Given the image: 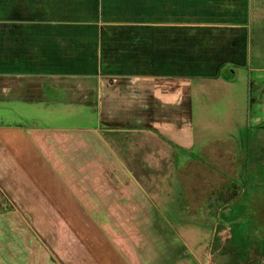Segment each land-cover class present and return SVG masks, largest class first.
I'll use <instances>...</instances> for the list:
<instances>
[{
	"label": "crops",
	"instance_id": "1",
	"mask_svg": "<svg viewBox=\"0 0 264 264\" xmlns=\"http://www.w3.org/2000/svg\"><path fill=\"white\" fill-rule=\"evenodd\" d=\"M1 4V10L11 14L0 21V46L6 51L26 48L28 43L24 41L23 31L19 30L24 26L82 24L94 27H136L148 33L159 29L221 27L226 22L219 18L232 15L235 20H241L226 25L236 31L237 36L222 43L223 50L212 47L211 41L208 46H201V37L182 40L180 36L173 34L175 31H170L172 36L163 38V44L166 43L167 46L152 53L160 52L164 59L178 56L181 60H197V53H200L203 68L209 70L207 76L216 79H219L220 70L226 65V61L219 62L216 55L219 57L226 53L230 56V62L237 64L242 63L244 54L248 56L250 53L249 33L246 29H250L252 25L251 0H16L10 4L3 0ZM259 20L264 23V18ZM159 38L160 36H150L142 39L147 53L150 51V44L156 43L155 40ZM140 47L137 42L135 52ZM207 55L210 62L206 59ZM180 73L182 72L169 70L168 76L163 72V77H177ZM54 74L49 77L55 83L64 75ZM5 75L11 77L9 73L5 72ZM24 75L29 76L27 78L34 85L38 80L42 83L40 78L43 74L38 70H20L14 74L21 79H24ZM185 75L183 73L179 79ZM147 76L152 77V74ZM168 78L163 79L162 86L145 83L143 86L133 84L122 89L119 83H108L114 87L110 89L114 92L113 97H107L100 84L94 87L98 115H102V122L107 127L97 121L95 128L81 130L78 135L66 138L65 148L51 140L53 133H50L51 138L48 139L41 135L32 138V142L24 138L21 143H17L16 134L19 133L0 129V186L7 190L10 203L17 205V211L14 212L19 214L12 213L11 216H19L39 241L34 243L37 246V264H203L197 255L201 253L199 241L207 232L198 228V224L185 221L187 206L190 207L187 211L190 220L194 219L192 214H196L202 206L193 211L191 205L194 202L191 203L188 198L185 201H174L165 192L167 186L162 185L166 174L161 178L155 176L160 169L154 167L152 159L169 148V145L159 143L163 136H159L155 126L164 130L165 126L174 124L179 141L186 139L189 133L182 126L188 122L184 111H177L173 118H154L155 110L161 111L165 104H170L168 107L180 105L178 92L181 84L169 87L164 83L172 85ZM13 81L20 82L16 78ZM259 85L255 82L254 86L249 87L254 89L255 95L248 88L250 109L256 115L252 116V122L258 125L264 124V86ZM169 91L177 92L178 98L173 95L175 100H167V96H164L166 99H158L159 94L167 95ZM146 102L150 108L145 107ZM135 118H138V122ZM7 138L13 139L15 143H8ZM153 147H159L158 151H154ZM231 154V160L226 151L215 154L223 156L220 159L222 165L217 158L216 164L224 171L231 170V176L228 178L227 173V177L211 175V182H217L218 186L227 184L228 189L222 191V197L218 192H213L207 199V205L209 208L210 204L216 207L214 211L217 216L225 212L228 215L209 224L208 233L213 235L214 231V237L211 240V259L208 264H213V253L226 250L230 253L228 257L231 261L235 260L237 264H264V256H261L264 250V210L258 208L260 212L256 217L260 224L255 239L257 244L244 250L237 243L235 220L238 218H229L230 207L246 193L245 188L248 186L244 182L249 180V174L245 173L250 171L249 165L242 164L246 159L245 152L240 154V161L238 154ZM258 157L253 161L257 163L253 170L258 175L263 174L258 185H254L257 192L264 189V161L259 155ZM241 164L247 169L245 173V169L242 171V176L237 171V166ZM161 171L163 172L158 173H166L167 168ZM239 178L244 184L236 183ZM155 179L161 181L153 183ZM214 187L213 183V189ZM170 213L178 214L173 218ZM245 213L241 212L242 220L246 218ZM169 219L185 223L172 224ZM219 224L226 225V229L218 230ZM214 225L216 228L213 230ZM233 236H236L235 243L232 241ZM186 240L192 243L189 244ZM31 246L22 247L25 254H19L22 260H18L16 264H33V254L29 249ZM48 246L49 259L43 255Z\"/></svg>",
	"mask_w": 264,
	"mask_h": 264
},
{
	"label": "rangeland",
	"instance_id": "2",
	"mask_svg": "<svg viewBox=\"0 0 264 264\" xmlns=\"http://www.w3.org/2000/svg\"><path fill=\"white\" fill-rule=\"evenodd\" d=\"M2 1L0 0V4ZM5 1L8 4L16 2V0ZM1 7L0 21L11 15L10 12L1 10ZM250 14L252 25L250 29H246L249 33L250 53L247 54L248 56L244 54L241 59L242 63L237 64L231 63L230 56L226 53L219 57L216 55L219 62L226 61V65L220 70L219 79L207 76L209 70L206 68V64L204 65L206 69L203 68V61L199 57L200 53H197V60H181L178 56L173 59H164L160 52L156 54L152 51L167 46L166 43L163 44V38L172 36L170 31H175L173 34L180 36L182 40L201 37L203 38L201 46H208L211 41L212 47H219V50H223L221 44L237 36V32L227 25L239 22L241 19L235 20L232 15L219 18L227 24H221V27L159 29L150 30L148 33L146 32L147 34L144 33V29L136 27H94L82 24H68L67 26L53 24V26L19 28L23 31L24 41L28 43L24 50L14 49L12 52L6 51L0 46V129L19 133L21 136L16 134L17 143H21L24 138L28 142H32V138L41 135L48 139L51 138L50 133H53L51 140L65 148L66 138L78 135L81 130L95 128L97 121L102 126H106L103 124L104 121L102 122V115H98V102L94 87L100 84L104 94L107 97L108 95L113 97L114 92L110 89H114V87L108 83H119L122 89L133 84L143 86L145 83L161 84L160 86H162L163 79L168 78L163 77V72H165V76H168L169 70L171 72L180 71L181 75L186 73L180 79L181 75L177 77L170 75L168 81L172 85L164 81L169 87L176 83L181 84L180 92H178L180 105L168 107L170 104H165L161 111L155 110L154 118H173L177 111L180 113L184 111L188 122L182 126L187 128L189 133L186 135V139L179 141V134H177L176 126L173 123H168L173 125L165 126L164 130H161L160 126H155L159 136H163V139L160 137L159 143L169 145V148L164 149L160 155H155L152 159L154 167L160 169V171H156L155 176L161 178L166 174L162 185L167 186L165 192L168 196L173 197L174 201H185L188 198L191 203L194 202L191 205L193 211L202 206L196 214H192L194 219L190 220L187 216L190 207L186 205L185 221L198 224L200 226L198 228L207 232L199 241L201 253L197 255V258L202 259L201 263L206 264L207 262L208 264L211 259L213 230L216 228L215 225L212 226L213 235L209 234V224L228 215L225 212V214L217 216V212L214 211L216 207L210 204L209 208L207 205V199L213 192H218V195L222 197V191L228 189L227 184L218 186L217 182L213 180L211 182V175L218 177L226 175L227 177L228 174V178L231 176V170L224 171L216 164L215 158L222 165L220 159L223 156H215V154L226 151L231 160L233 158L231 153H236L240 161V154L245 152L246 159L245 162L242 161V164L249 165L250 171L246 172L247 169L242 164L237 166V168L239 167L237 171L240 176L243 175L244 169V173L249 174V180L244 182L248 187L245 188L246 193L243 198L241 197L237 203L230 207L229 218H238L235 220L238 245L243 250L251 248L257 244H255V239L258 234L257 228L260 227L259 220L256 218L257 213L260 212L258 208L264 210V189L257 192V187L254 188L259 179L262 180L263 173L258 175L253 170V166H257V163L253 161L257 159L258 155L264 161V124L258 125L252 122V116L256 115L251 112L248 95L250 89L254 95L256 94L253 88H249L254 86L255 82L257 85L260 84L259 86H264V26H261L264 23H261L262 19L259 20V18H264V0H251ZM244 35L246 36L245 33ZM150 36H160V38L155 40L156 43L150 44V53H147L146 45L142 39ZM137 42L141 47L135 52L134 48ZM208 58L207 55L206 59L209 61ZM216 61L215 59L214 62ZM20 70H38L43 74L40 78L42 83L38 80L34 85L27 75H24V79L15 77V72ZM5 72L11 74V77L5 75ZM54 73L64 75L60 76V81L55 83L52 82V77H49L55 75ZM148 74H152V77L147 76ZM14 78L19 79L20 82L13 81ZM88 87L93 89H88ZM173 95L176 99L178 98L177 92L169 91L167 95L159 94L158 99L167 96V100H175L172 98ZM145 107L150 108V105H147L146 102ZM138 118H135L136 122H138ZM0 137H2L1 133ZM7 139L8 143H15L13 139ZM121 142L124 143V140ZM159 147H153L154 151H158ZM5 149L8 148L5 147ZM0 151H2L1 140ZM166 168V173H158L163 172L161 170ZM148 175L150 176L151 173ZM153 181L155 183L158 179ZM160 181L161 179L158 182ZM143 183L145 184V181ZM213 183L216 186L214 189ZM236 183L242 184L243 182L239 178ZM162 198L165 199L163 196ZM10 202L11 198L7 190L0 186V256L2 259H0V264L18 263V260H22L19 254H25L22 247L28 245H32V249L29 248L30 253L33 254L32 262L37 264L38 257L35 254L37 246L34 243L39 241L30 232L28 225L19 219V216H11L12 213H19L14 212L17 211L15 209L17 205ZM217 208H219L218 205ZM241 212H246L244 214L246 218L243 220ZM177 214L170 213V216L176 218ZM169 221L172 224L184 222L175 221V219H169ZM217 229L225 230L226 225L219 224ZM219 238L222 239V236ZM261 241L259 245H261ZM187 243L192 242L187 241ZM217 245L220 247L222 243ZM49 248V246L45 248L47 252L43 253L47 259L50 257ZM212 260L218 261L217 264L232 262L228 256L226 258L223 254L221 256L220 251L213 253Z\"/></svg>",
	"mask_w": 264,
	"mask_h": 264
},
{
	"label": "trees",
	"instance_id": "3",
	"mask_svg": "<svg viewBox=\"0 0 264 264\" xmlns=\"http://www.w3.org/2000/svg\"><path fill=\"white\" fill-rule=\"evenodd\" d=\"M234 238H236V236H233V239H232V241H234L233 243H235V239H234ZM222 254L224 255L225 258H226L227 256L230 255V253H229L227 250L221 252V256H222ZM239 254H240V253H238L237 256H239ZM261 256H262V257L264 256V250H263ZM234 258H235V257H234ZM234 258L232 257V259H234ZM217 262H218V261H216V260L214 261V260H213V264H217ZM232 262H233V263H232ZM232 262H230L229 264H237V261H235V260H232Z\"/></svg>",
	"mask_w": 264,
	"mask_h": 264
}]
</instances>
